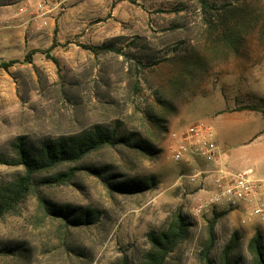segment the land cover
Listing matches in <instances>:
<instances>
[{
	"label": "rangeland",
	"instance_id": "obj_1",
	"mask_svg": "<svg viewBox=\"0 0 264 264\" xmlns=\"http://www.w3.org/2000/svg\"><path fill=\"white\" fill-rule=\"evenodd\" d=\"M52 44L55 61L36 52L32 63L0 67V158L6 160L0 161V184L24 174L22 165L9 163L18 138L37 147L95 125L131 142L145 138L159 152L149 157L117 144L73 165H106V174L118 179L152 174L157 183L128 195L108 192L85 170L65 184L39 182L71 164L34 174L33 191L0 216V264H113L122 258L138 264L149 246L146 233L164 227L178 209L190 236L164 264H202L214 211L193 214L202 192L178 186L193 166L171 158L170 134L216 116L223 125L210 128L221 160L264 176V0H0L2 59H22ZM104 44L113 49H92ZM229 152L237 159L232 163ZM38 196L50 206L95 210L98 220L66 228L49 216L40 222ZM232 222L227 213L217 218L209 253L214 262ZM246 243L241 239L239 252L249 264Z\"/></svg>",
	"mask_w": 264,
	"mask_h": 264
},
{
	"label": "trees",
	"instance_id": "obj_2",
	"mask_svg": "<svg viewBox=\"0 0 264 264\" xmlns=\"http://www.w3.org/2000/svg\"><path fill=\"white\" fill-rule=\"evenodd\" d=\"M52 44L47 49H32L28 51L22 59H2L0 57V67L8 70L9 67L17 63H32L33 55L36 52L45 54L47 57L55 61L50 55L53 48ZM113 49L110 44L94 46L92 49ZM253 107V106H252ZM255 109V108H251ZM117 144H123L135 149L138 153L149 157L158 154L159 150L145 138H139L131 142L129 137L119 136L113 130L106 127L95 125L89 129L69 136L59 137L56 139H45L37 147H30L18 138L14 143V151L16 157L12 158L9 163L22 165L24 174L16 178L0 184V216L5 213L14 211L20 200L33 191L32 176L40 172H48L55 168L67 165L64 169H58L52 174L40 179V183L44 184H65L70 181L73 176L85 170L96 176L107 189L108 192H118L122 194L143 193L156 187L157 180L154 175L149 174L139 177H123L115 178L111 174H106L107 166H77V163L89 153L101 149L103 147H113ZM0 161L2 160L0 158ZM37 208L41 214L38 215L39 221L42 222L45 217L49 216L58 220L66 227L87 226L98 220V213L89 208L71 205L67 203L50 206L40 196L37 197ZM228 211H214L209 219L206 231V243L200 252L202 264H247L243 256L239 252L241 247V236L237 231H233L221 248L217 262H214L209 256L214 240V225L217 218L226 214ZM190 223L187 217L178 209L170 216L166 225L159 230H150L146 233L148 248L144 250L138 264H164L169 253L182 241L190 236ZM246 251L250 256L249 264H264V233L256 228L253 235L246 243ZM113 264H131L126 258H122Z\"/></svg>",
	"mask_w": 264,
	"mask_h": 264
},
{
	"label": "built area",
	"instance_id": "obj_3",
	"mask_svg": "<svg viewBox=\"0 0 264 264\" xmlns=\"http://www.w3.org/2000/svg\"><path fill=\"white\" fill-rule=\"evenodd\" d=\"M170 136L174 140L171 158L192 162L193 166L178 186L185 190L186 185L197 181L202 192L192 208L194 215L227 210L240 213L241 224L254 219L264 223V176H251L250 168L237 171L229 168L221 160L211 128L204 122L191 123L180 132H171ZM202 160L203 165L195 163Z\"/></svg>",
	"mask_w": 264,
	"mask_h": 264
},
{
	"label": "crops",
	"instance_id": "obj_4",
	"mask_svg": "<svg viewBox=\"0 0 264 264\" xmlns=\"http://www.w3.org/2000/svg\"><path fill=\"white\" fill-rule=\"evenodd\" d=\"M208 118H209L208 122H206V123L204 122V123L206 125H209V127L210 126L223 125L222 121L216 116H214V117H210L209 116ZM255 152H257V150H255ZM227 157H228L229 163L230 162L232 163L236 159L235 156H232L231 152L228 153ZM192 185H196L197 186L198 182H196V183H194ZM227 214H229L231 217H233V222H232L233 223V227H234L233 231H237L240 234L242 240H245V241L249 240V238L255 232V230H254L255 226H256V228L260 229L264 233L262 225L257 224V222H255V219L252 220L254 222L250 221L247 224H241L239 222V217L241 215L240 213H238V212H227ZM230 235H231V232H228L227 236L230 237Z\"/></svg>",
	"mask_w": 264,
	"mask_h": 264
}]
</instances>
